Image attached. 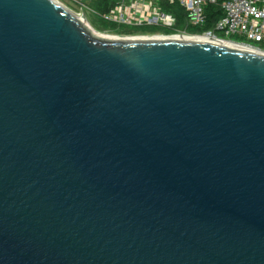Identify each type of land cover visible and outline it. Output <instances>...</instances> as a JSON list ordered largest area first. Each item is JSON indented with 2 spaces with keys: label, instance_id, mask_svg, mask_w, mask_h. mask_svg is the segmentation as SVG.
Here are the masks:
<instances>
[{
  "label": "water",
  "instance_id": "obj_1",
  "mask_svg": "<svg viewBox=\"0 0 264 264\" xmlns=\"http://www.w3.org/2000/svg\"><path fill=\"white\" fill-rule=\"evenodd\" d=\"M0 264H264V51L0 0Z\"/></svg>",
  "mask_w": 264,
  "mask_h": 264
},
{
  "label": "built area",
  "instance_id": "obj_2",
  "mask_svg": "<svg viewBox=\"0 0 264 264\" xmlns=\"http://www.w3.org/2000/svg\"><path fill=\"white\" fill-rule=\"evenodd\" d=\"M56 1L90 26L89 15L114 24L154 29L118 34L126 37H206L264 51V0H111L106 11L91 7L88 0ZM209 6H217L223 17L212 28L190 31L189 27H204Z\"/></svg>",
  "mask_w": 264,
  "mask_h": 264
},
{
  "label": "trees",
  "instance_id": "obj_3",
  "mask_svg": "<svg viewBox=\"0 0 264 264\" xmlns=\"http://www.w3.org/2000/svg\"><path fill=\"white\" fill-rule=\"evenodd\" d=\"M111 0H94L95 3L94 6L98 9H101L102 11H106L107 10V6L109 4ZM208 14H209V18L206 21L204 27L202 28H193V27H189L190 31H197V30H205V29H209L213 27V24L215 23V21L219 20L221 17H223V12L217 7V6H209L208 7ZM92 24V23H91ZM180 24V23H179ZM92 26L94 28H96L99 31H104V29H100L99 27H97L96 25L92 24ZM124 31H115L117 34H130L133 33L131 28H125L123 29ZM142 33L145 32H149L148 28H142L141 29ZM150 30H154V29H150ZM106 31V30H105ZM264 49V46H262Z\"/></svg>",
  "mask_w": 264,
  "mask_h": 264
},
{
  "label": "rangeland",
  "instance_id": "obj_4",
  "mask_svg": "<svg viewBox=\"0 0 264 264\" xmlns=\"http://www.w3.org/2000/svg\"><path fill=\"white\" fill-rule=\"evenodd\" d=\"M67 1V0H65ZM64 1V2H65ZM87 3L93 7L94 4H93V1L92 0H88ZM89 19L90 21L92 22V24L96 25L97 27H99L100 29H104V31H99V32H102L108 36H111V37H126V36H123V35H118V34H114V32H110L108 30H112V31H124L123 29L125 28H131L132 29V32H138V31H142L141 29L142 28H134L132 26H128V25H119V24H114V23H110V22H107V21H104L103 19H100L98 17H95V16H90L89 15ZM94 28V27H93ZM96 29V28H94ZM97 30V29H96ZM106 30V31H105ZM128 37V36H127ZM155 37H161V36H155Z\"/></svg>",
  "mask_w": 264,
  "mask_h": 264
},
{
  "label": "bare ground",
  "instance_id": "obj_5",
  "mask_svg": "<svg viewBox=\"0 0 264 264\" xmlns=\"http://www.w3.org/2000/svg\"><path fill=\"white\" fill-rule=\"evenodd\" d=\"M86 22V21H85ZM87 23V22H86ZM88 24V23H87ZM89 25V24H88ZM89 27L97 34V35H99V36H101V37H108V38H114V37H111V36H108V35H106V34H104V33H102V32H99L98 30H96V29H94L92 26H90L89 25ZM177 37V36H176ZM186 38H189V39H198V40H212V41H215V42H221L222 43V41H218V40H214V39H208V38H206V37H186ZM223 43H228V44H231L230 42H223ZM233 44V43H232ZM235 45V44H234ZM239 46H241L242 47V45H239ZM244 48L246 47V48H250V49H254V48H251V47H248V46H243ZM256 50V49H255Z\"/></svg>",
  "mask_w": 264,
  "mask_h": 264
},
{
  "label": "flooded vegetation",
  "instance_id": "obj_6",
  "mask_svg": "<svg viewBox=\"0 0 264 264\" xmlns=\"http://www.w3.org/2000/svg\"><path fill=\"white\" fill-rule=\"evenodd\" d=\"M148 31L150 32L151 30L148 29ZM138 32H141V31H138ZM133 33H134V32H133ZM145 33H147V32H145ZM146 37H155V36H146Z\"/></svg>",
  "mask_w": 264,
  "mask_h": 264
}]
</instances>
